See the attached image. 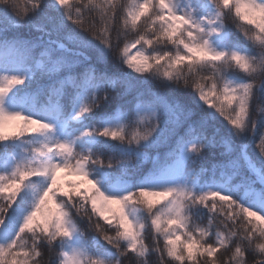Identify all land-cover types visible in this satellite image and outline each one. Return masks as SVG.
I'll return each instance as SVG.
<instances>
[{"label": "snow or ice", "instance_id": "obj_1", "mask_svg": "<svg viewBox=\"0 0 264 264\" xmlns=\"http://www.w3.org/2000/svg\"><path fill=\"white\" fill-rule=\"evenodd\" d=\"M0 264H264V0H0Z\"/></svg>", "mask_w": 264, "mask_h": 264}, {"label": "trees", "instance_id": "obj_2", "mask_svg": "<svg viewBox=\"0 0 264 264\" xmlns=\"http://www.w3.org/2000/svg\"><path fill=\"white\" fill-rule=\"evenodd\" d=\"M110 64H111V58H110ZM120 70H123V71H126V69H123V68H121ZM90 234H92V235H95V233H90ZM146 243H149V244H151L152 243V241H151V235H150V233L146 236ZM163 246V242L161 241V247ZM47 258V252L45 251V259ZM151 259L152 260H154V261H158L159 260V257L158 256H156V255H153V257H151Z\"/></svg>", "mask_w": 264, "mask_h": 264}]
</instances>
